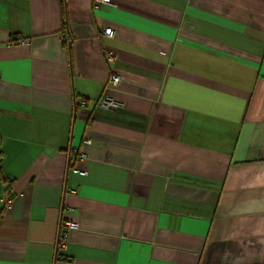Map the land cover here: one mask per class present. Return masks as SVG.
<instances>
[{
	"label": "crops",
	"instance_id": "0c3cea01",
	"mask_svg": "<svg viewBox=\"0 0 264 264\" xmlns=\"http://www.w3.org/2000/svg\"><path fill=\"white\" fill-rule=\"evenodd\" d=\"M0 264H264V0H0Z\"/></svg>",
	"mask_w": 264,
	"mask_h": 264
},
{
	"label": "built area",
	"instance_id": "2783aa9c",
	"mask_svg": "<svg viewBox=\"0 0 264 264\" xmlns=\"http://www.w3.org/2000/svg\"><path fill=\"white\" fill-rule=\"evenodd\" d=\"M110 3H111V0H94V7L99 8L101 5H108ZM105 35L108 37H113V35H114L113 30L112 29L105 30ZM106 61L109 65L114 64V61H115L114 55L112 53H108L106 55ZM121 82H122L121 77L119 75L113 73L110 76V79L108 81V85L118 87V86H120ZM80 105L82 107H85V106H87V102L81 101ZM97 106H99L100 108L105 109V110L116 111L119 109L120 104H119V102H117L115 100V98L105 94L97 102ZM91 143L92 142L90 140L86 141V144H91ZM77 158L79 160H83L85 158V155L79 153V154H77ZM76 172L79 173L80 175H85L83 172H80V171H76ZM12 200H13V198L11 197L10 190L6 189L4 192V197H3L5 209L10 208V206L12 204ZM78 229H79L78 224L72 223V222L71 223H62L60 225L58 243H57V247L59 250H63L67 247L70 233L72 231L78 230Z\"/></svg>",
	"mask_w": 264,
	"mask_h": 264
},
{
	"label": "trees",
	"instance_id": "16d2710c",
	"mask_svg": "<svg viewBox=\"0 0 264 264\" xmlns=\"http://www.w3.org/2000/svg\"><path fill=\"white\" fill-rule=\"evenodd\" d=\"M64 16H65V14H64ZM66 18V17H65Z\"/></svg>",
	"mask_w": 264,
	"mask_h": 264
}]
</instances>
